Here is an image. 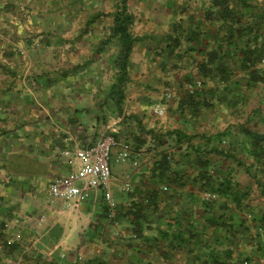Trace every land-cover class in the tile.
<instances>
[{"label":"crops","instance_id":"0c3cea01","mask_svg":"<svg viewBox=\"0 0 264 264\" xmlns=\"http://www.w3.org/2000/svg\"><path fill=\"white\" fill-rule=\"evenodd\" d=\"M122 6L0 0V264H264V0H127L120 82ZM109 132L116 215L47 201Z\"/></svg>","mask_w":264,"mask_h":264},{"label":"built area","instance_id":"2783aa9c","mask_svg":"<svg viewBox=\"0 0 264 264\" xmlns=\"http://www.w3.org/2000/svg\"><path fill=\"white\" fill-rule=\"evenodd\" d=\"M193 91V88H192ZM154 112L163 115L167 108L164 104H157ZM121 145L122 149L117 156L118 161L132 157L131 145L120 144L114 133L102 134L93 144L86 146L67 147L62 154L67 158L68 164L76 166L66 174L54 177L49 185V194L52 203L61 202L65 209L80 207L92 198L98 190L103 191L104 199L111 209V216L116 215L117 204L111 192L112 180V153L115 146ZM135 164L139 161L134 160ZM132 182L127 180L126 188L130 189ZM168 187H165L167 189ZM212 196V193L208 194ZM250 216H252L250 214ZM20 236V235H19ZM13 240H9L12 243ZM249 261H246V264Z\"/></svg>","mask_w":264,"mask_h":264},{"label":"trees","instance_id":"16d2710c","mask_svg":"<svg viewBox=\"0 0 264 264\" xmlns=\"http://www.w3.org/2000/svg\"><path fill=\"white\" fill-rule=\"evenodd\" d=\"M127 0H122V6L116 15L115 25H114V35H118V44H120V60H119V68H120V82H123L128 77V69H127V60L130 52L134 46V42L137 40V37L134 36L132 31L130 30L133 24V18L126 12V3ZM258 50L253 51L251 56H253V60L257 54H260ZM256 144L258 145L255 149V154L264 159V133L256 135ZM264 168V162H263Z\"/></svg>","mask_w":264,"mask_h":264},{"label":"rangeland","instance_id":"374dc122","mask_svg":"<svg viewBox=\"0 0 264 264\" xmlns=\"http://www.w3.org/2000/svg\"><path fill=\"white\" fill-rule=\"evenodd\" d=\"M56 21H57V20H56ZM59 23H60V22H59ZM59 23H58V24H59ZM56 24H57V22H56ZM45 192H46V191H45ZM46 200H47V201L51 200V197L47 195V196H46Z\"/></svg>","mask_w":264,"mask_h":264}]
</instances>
